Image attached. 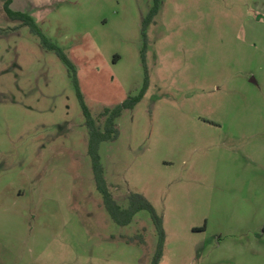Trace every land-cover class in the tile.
I'll list each match as a JSON object with an SVG mask.
<instances>
[{
  "label": "rangeland",
  "instance_id": "374dc122",
  "mask_svg": "<svg viewBox=\"0 0 264 264\" xmlns=\"http://www.w3.org/2000/svg\"><path fill=\"white\" fill-rule=\"evenodd\" d=\"M13 0L76 67L104 181L161 217L159 264H264V0ZM0 0V264H150L146 210L104 208L66 64ZM145 44V45H144ZM144 53V62L141 58Z\"/></svg>",
  "mask_w": 264,
  "mask_h": 264
},
{
  "label": "trees",
  "instance_id": "16d2710c",
  "mask_svg": "<svg viewBox=\"0 0 264 264\" xmlns=\"http://www.w3.org/2000/svg\"><path fill=\"white\" fill-rule=\"evenodd\" d=\"M13 0H3V10L6 13L5 15L14 21H18L21 26L27 25L33 34L39 36L41 45L49 49V51L54 52L67 66V71L69 76L72 78L75 93L80 102V107L85 119V126L88 132V141H87V153L90 156L91 169L94 175V182L96 188L102 194V203L104 208L109 213L108 215L112 220L118 225L128 224L133 215L137 214L141 210H146L149 212L150 219L152 224L156 229L157 243L156 250L154 251L152 260L150 264H159L161 253L163 251V242H164V229L162 227L161 217L158 216L157 212L153 208L152 204L140 193L130 192L127 196V207L121 208L116 201L112 198L103 176V167L100 163V155L98 153V145L101 142L114 140L117 136L116 128V118L120 117L124 109H130L135 106L136 103L142 98L145 89H147V79L145 78L144 86L140 89L139 93L134 95H129L124 101L120 104H116L112 107H106L102 110V116H104V123L100 127L95 119L92 117L80 91V86L76 74V67L73 62L66 56L63 50L57 45L49 42V40L42 34V31L37 26L32 16L25 11L14 10L10 5ZM159 0H153V5L150 8L146 17L143 18L141 23V36L146 40V27L150 23L151 19L155 16L158 10ZM145 45V44H144ZM144 49L141 53L142 61L144 62Z\"/></svg>",
  "mask_w": 264,
  "mask_h": 264
}]
</instances>
